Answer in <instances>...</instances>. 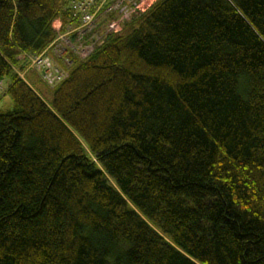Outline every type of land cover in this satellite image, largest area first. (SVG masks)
I'll return each instance as SVG.
<instances>
[{
    "label": "trees",
    "instance_id": "1",
    "mask_svg": "<svg viewBox=\"0 0 264 264\" xmlns=\"http://www.w3.org/2000/svg\"><path fill=\"white\" fill-rule=\"evenodd\" d=\"M70 2L0 0V264H264V0H156L47 101Z\"/></svg>",
    "mask_w": 264,
    "mask_h": 264
},
{
    "label": "built area",
    "instance_id": "2",
    "mask_svg": "<svg viewBox=\"0 0 264 264\" xmlns=\"http://www.w3.org/2000/svg\"><path fill=\"white\" fill-rule=\"evenodd\" d=\"M138 0H71L70 9L78 17L79 26L75 29L66 28V32L59 34L55 39V43L50 46V50L59 58L64 66H69L70 62L64 59L67 51L72 50L79 54L86 51L89 46L83 47V43L87 40V37H92L90 44V51L94 45H101L103 36L94 38L93 32L96 29V17L98 13L105 8L109 3L106 11H117L120 14L121 20H123L126 14L132 11L133 7H137ZM118 26V24L116 25ZM109 29L114 32L117 31L115 24H111ZM109 31V30H108ZM70 34L75 35V41L67 39ZM46 52L31 59L30 66L39 72L42 80L49 86L59 83L65 77V72L52 61L46 57Z\"/></svg>",
    "mask_w": 264,
    "mask_h": 264
},
{
    "label": "rangeland",
    "instance_id": "3",
    "mask_svg": "<svg viewBox=\"0 0 264 264\" xmlns=\"http://www.w3.org/2000/svg\"><path fill=\"white\" fill-rule=\"evenodd\" d=\"M139 1V2H138ZM137 1V3H140L141 2V0H138ZM138 6V5H137ZM133 10L132 11H130V13L128 14H126V16H125V18L122 20L123 21V23L121 24V26H119V28H117V32L118 31H120L121 29H122V27H123V24H124V22H127V21H129L130 20V18L135 14V13H137L138 11H142V10H144V9H147V5H145V6H141V4H140V8L138 9L136 6L135 7H133L132 8ZM114 13H116L114 16H113V20H115V22L120 18V14L119 13H117V12H114ZM121 19V18H120ZM120 19H119V21H120ZM112 21V20H111ZM112 23V22H111ZM61 21L60 20H55L53 23H52V28L54 29V30H56V31H59V29L61 28ZM111 24H108L107 26H108V28H107V31L106 30H103V29H101V34H96L95 32H93V35H95L94 36V38H96V37H98V36H103L102 37V40H103V38H104V36H105V34L106 33H108V32H113V30L112 29H109V26H110ZM67 28H69V27H67ZM96 28H97V25H96ZM109 30V31H108ZM66 32V30L64 31V32H58V35L59 34H63V33H65ZM72 35H74V34H70V35H68L67 36V39L69 38V40H72V41H75V35L73 36V38H71L72 37ZM91 41H92V37H87V40L83 43V47H85V46H89V48L86 50V51H83V52H80L78 55L80 56V58H84V57H86L91 51H90V44H91ZM55 42V41H54ZM94 46H96V45H94ZM49 50H50V48H49ZM48 50V51H49ZM48 51H46V57H48L50 60H53V58H56L57 59V56L53 53V51L52 50H50L49 52H50V54H49V52ZM47 52H48V54H47ZM30 68H32L31 66H30V64L28 65V67H27V69L26 70H29ZM29 72V71H28ZM39 72L38 71H36V74H34V76L32 75V74H27V76H26V78L35 86V88L37 89V91L43 96V98H45V100H47V101H51V99H52V94H51V91H50V87L49 86H47V85H45V84H43V83H37V76L39 77ZM21 77H24L23 75H21ZM7 80L6 79H4L3 80V82H2V84H0V112H4V111H7V110H10L11 108H12V101H11V99L5 94V91H6V88H7Z\"/></svg>",
    "mask_w": 264,
    "mask_h": 264
},
{
    "label": "crops",
    "instance_id": "4",
    "mask_svg": "<svg viewBox=\"0 0 264 264\" xmlns=\"http://www.w3.org/2000/svg\"><path fill=\"white\" fill-rule=\"evenodd\" d=\"M156 0H141V2L140 3H137V8L139 9L140 8V4H141V6L143 7V6H145V5H147V8L151 5V4H153L154 2H155ZM139 2V1H138ZM133 10V9H132ZM146 9H144V10H142V11H145ZM141 11V12H142ZM114 12H117V11H106V9H102L99 13H98V15H97V17H96V25H97V28L95 29V33L97 34H101V29H103V30H106L107 31V28H108V24H115V28L117 29V28H119V26H121V24L123 23V21L120 19V21H119V19L115 22V20H113V16L116 14V13H114ZM118 13V12H117ZM112 20V21H111ZM112 22V23H111ZM125 23V22H124ZM118 24V26H116Z\"/></svg>",
    "mask_w": 264,
    "mask_h": 264
},
{
    "label": "bare ground",
    "instance_id": "5",
    "mask_svg": "<svg viewBox=\"0 0 264 264\" xmlns=\"http://www.w3.org/2000/svg\"><path fill=\"white\" fill-rule=\"evenodd\" d=\"M53 43H55V42H53ZM53 43H52V44H53Z\"/></svg>",
    "mask_w": 264,
    "mask_h": 264
}]
</instances>
